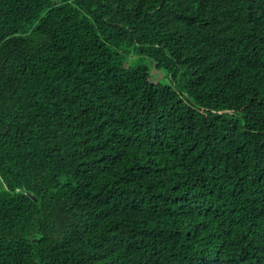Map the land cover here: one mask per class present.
<instances>
[{"label":"trees","instance_id":"trees-1","mask_svg":"<svg viewBox=\"0 0 264 264\" xmlns=\"http://www.w3.org/2000/svg\"><path fill=\"white\" fill-rule=\"evenodd\" d=\"M0 176V264H264V0H0Z\"/></svg>","mask_w":264,"mask_h":264},{"label":"rangeland","instance_id":"rangeland-1","mask_svg":"<svg viewBox=\"0 0 264 264\" xmlns=\"http://www.w3.org/2000/svg\"><path fill=\"white\" fill-rule=\"evenodd\" d=\"M147 63L151 67V79L154 81L161 79L163 77V72L160 69H156L154 67V64L151 61L147 60ZM4 187H5V185H4L3 179L0 176V190Z\"/></svg>","mask_w":264,"mask_h":264}]
</instances>
